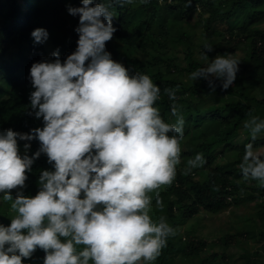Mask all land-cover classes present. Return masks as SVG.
Masks as SVG:
<instances>
[{
	"label": "clouds",
	"instance_id": "clouds-1",
	"mask_svg": "<svg viewBox=\"0 0 264 264\" xmlns=\"http://www.w3.org/2000/svg\"><path fill=\"white\" fill-rule=\"evenodd\" d=\"M113 2L66 5L78 16L75 50L63 61L54 50V59L33 62L28 73L34 89L28 114L42 118V127L0 132V202H10L15 213L9 224H0V264H22L38 248L44 252L42 264H152L176 234L164 216H150L149 193L163 208L155 190L171 184L181 164L185 121L175 104L178 86L163 89L175 117L166 122L155 106L160 87L146 74L130 73L105 50L116 31ZM30 36L44 43L49 33L37 27ZM202 47L204 63L188 79L207 81L211 91L214 81L228 89L240 60L228 52L209 59L213 45L205 40ZM243 127L255 141L264 134V118L249 114ZM34 138L38 149L29 156L25 143L22 154L18 140ZM42 153L51 170H40L38 191L25 196L26 173ZM204 163L203 154L196 153L183 172ZM238 168L245 182L264 188V153L252 142L244 145Z\"/></svg>",
	"mask_w": 264,
	"mask_h": 264
},
{
	"label": "trees",
	"instance_id": "trees-1",
	"mask_svg": "<svg viewBox=\"0 0 264 264\" xmlns=\"http://www.w3.org/2000/svg\"><path fill=\"white\" fill-rule=\"evenodd\" d=\"M66 5L79 6L80 0H0V86H6V91L0 94V132L11 128L27 133L29 129L42 127V118L28 114L29 96L34 91L28 73L33 62L54 59L51 56L54 50H59L61 61L75 50L78 35L74 28L78 16L70 15ZM110 11L116 31L105 43V50L130 73L146 74L160 87L161 98L155 106L166 122L174 123L175 117L171 112L172 102L163 89L178 86L175 104L185 121L176 177L171 184L155 190L163 208L156 206L154 193H149L153 196L152 219L164 216L176 230L152 264H175L177 259L179 264H187L186 258L198 264H228L224 251L213 250L207 259L200 260L198 253L217 246V242L199 240L194 244L192 233L186 231L184 236L177 226L199 211L217 213L229 203L245 200H256L252 208L254 217L246 220L249 223L246 229L254 230V237L258 236L262 244L260 250L243 251L240 258L244 262L264 264V188L256 181L250 184L243 180L238 163L244 147L234 141L240 132H245L246 143L264 148V134L250 141L243 127L249 114L264 118V0H149L143 5L114 0ZM37 27L49 33L44 43H34L30 36ZM205 40L213 45V50L206 52L209 59L225 52H243L245 62L228 89H221L219 81H214L215 91H211L205 80L187 85L179 77L183 72L188 76L204 63L201 55L196 54L203 51ZM177 47L182 48L183 66L169 53ZM148 51L149 57L140 55ZM173 72L176 75L170 76ZM25 143L30 144L29 156L39 147L35 138L18 140L22 154ZM214 147L223 150L218 152ZM196 153L203 154L205 163L185 174L186 160ZM40 170H51L43 153L26 173L22 189L25 196H34L38 191ZM197 172L202 178L193 177L192 173ZM9 205L10 202H0V224H9L15 215ZM200 235L199 239L205 236ZM241 238H246L245 231L237 230L223 240L229 246L231 242L240 243ZM43 256L44 252L38 248L28 259L30 264H42Z\"/></svg>",
	"mask_w": 264,
	"mask_h": 264
},
{
	"label": "rangeland",
	"instance_id": "rangeland-1",
	"mask_svg": "<svg viewBox=\"0 0 264 264\" xmlns=\"http://www.w3.org/2000/svg\"><path fill=\"white\" fill-rule=\"evenodd\" d=\"M264 23H262L263 25ZM170 54H173L177 57L178 63L180 65H185V62L180 61L182 57V48L177 47L172 49ZM141 56L143 57H149V51L140 53ZM235 55L238 59H242V61L239 63L240 67L243 65L245 62V58L243 57V52L242 50H237L235 52ZM197 57H200V54H196ZM176 72H173L170 74V76H175ZM180 78L184 80V83L187 85H192L197 82L191 81L188 79V76H184V72L179 75ZM6 91V86L2 85L0 86V94ZM257 95H261V93H257ZM208 133H211L210 128H206ZM234 141L238 144L243 145L244 147L246 143V133L245 132H240L234 139ZM215 150L218 152L222 151V148H216L214 147ZM254 150L259 151L261 153H264V148H255ZM193 177L195 179L202 178V174L198 173L195 175V173H192ZM255 182V181H254ZM248 183H252V181H248ZM16 192H13V197H15ZM256 202V200H245L239 204L235 203H229L228 207L225 208L224 210H221L217 213H205L203 211H199L196 215L189 217L183 222L182 224L177 226V229L179 233L184 234L185 232L188 231L190 234L194 236L193 243L196 244L199 240H203L206 243H210L211 241L217 242V246H213L212 248L204 249L201 252L198 253L200 260H205L207 257L210 256V253L213 250L218 251V253L225 252L227 255L226 260L228 264H253V263H248L244 262V259L240 255L243 253L245 250H249L250 252L260 250V245L262 244L261 239L258 240V236L255 238V231L250 229H246V227H249L248 220L249 218L254 217L253 214V204ZM259 225V224H258ZM237 230H242L245 231V237L246 238H241L240 243H235L231 242V245H225L223 240L227 234L230 233H235ZM200 234L205 235L200 238ZM200 235V236H199ZM223 243V245H222ZM188 262L187 264H198V262H194L188 258L185 260ZM179 260H176L175 264L178 263ZM22 264H30V260L28 258L23 259Z\"/></svg>",
	"mask_w": 264,
	"mask_h": 264
}]
</instances>
